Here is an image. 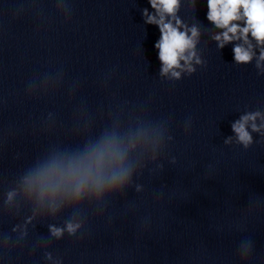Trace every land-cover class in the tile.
<instances>
[{"label": "clouds", "instance_id": "1", "mask_svg": "<svg viewBox=\"0 0 264 264\" xmlns=\"http://www.w3.org/2000/svg\"><path fill=\"white\" fill-rule=\"evenodd\" d=\"M152 8L156 9L160 14L159 20L156 17L148 15L147 23L155 24L160 31V38L155 43L154 47L159 49V60L164 65L162 71L167 72L169 69L178 67V59H190L184 57L183 53L186 48L192 46V40L187 38L185 32H181L177 27H173L171 22H165V14L175 16L178 0H149ZM207 3V19L215 24L217 28L225 29L221 34H218L215 39L219 41V47L223 48L226 43L233 40H243L247 45L245 48L242 45H236L233 48L234 58L237 62H249L253 57V45L248 39L249 33L255 39L257 46H261V54L259 59L264 60V0H206ZM241 9L243 12L241 14ZM147 15V9L144 10ZM244 20V27H240L239 23L233 21ZM176 24L180 21L177 19ZM193 36L196 35V30L193 29ZM259 66V61H258ZM174 76L179 74L173 72ZM259 113L248 114L242 116L240 121L233 124L239 140L247 145L251 141V136L245 129V125L250 120H255ZM264 127V125H261ZM253 130H258L253 123ZM117 155L111 145H103L85 150L83 154H74L68 158L66 165H54L50 170V175L58 176L60 180L74 182L75 194L80 195V187L89 177L94 176L97 184L103 183L105 180L113 181L121 179L126 174L123 169L119 170L112 177H104L101 174L106 157L110 154ZM51 186V185H49ZM69 231H73V226L68 225ZM54 235H59V229H53Z\"/></svg>", "mask_w": 264, "mask_h": 264}]
</instances>
